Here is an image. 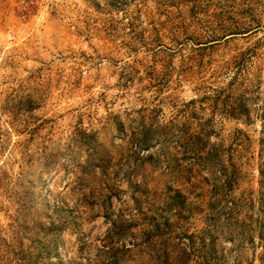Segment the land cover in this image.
I'll list each match as a JSON object with an SVG mask.
<instances>
[{
  "label": "rangeland",
  "instance_id": "1",
  "mask_svg": "<svg viewBox=\"0 0 264 264\" xmlns=\"http://www.w3.org/2000/svg\"><path fill=\"white\" fill-rule=\"evenodd\" d=\"M0 264H264V0H0Z\"/></svg>",
  "mask_w": 264,
  "mask_h": 264
}]
</instances>
